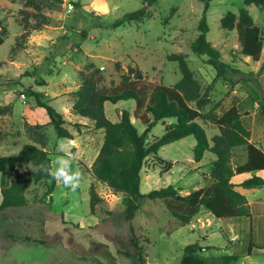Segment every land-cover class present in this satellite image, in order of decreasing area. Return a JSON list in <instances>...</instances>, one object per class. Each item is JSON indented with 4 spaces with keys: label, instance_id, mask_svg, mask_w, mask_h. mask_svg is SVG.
<instances>
[{
    "label": "rangeland",
    "instance_id": "374dc122",
    "mask_svg": "<svg viewBox=\"0 0 264 264\" xmlns=\"http://www.w3.org/2000/svg\"><path fill=\"white\" fill-rule=\"evenodd\" d=\"M35 1L42 7L41 12L29 0H0V20L6 29L0 28L4 39L0 45V132L6 135L1 153L16 157L27 144L45 143L52 161L57 155L74 156L73 170L78 168L82 179L74 192L56 182L52 195H48L45 183L31 184L27 206L0 212V264H143L141 255L145 264H179L185 247L192 243L212 248L201 253L204 257L236 254L242 257L233 264H264V252L247 255L249 243L237 230L230 247L228 234L204 208L188 226L179 227L163 201L146 199L129 219L124 195L114 193L91 175L104 131L96 130L93 122L73 110L76 100L72 93L80 89L81 74L87 73L89 66L101 70L102 84L107 88L120 84L129 69L136 66L148 81L174 86L182 78L178 63L168 60L174 53L187 57L203 93L211 100L203 113L214 108L221 115L234 102L239 105L243 97L252 100L251 109H259L258 90L255 97L241 84L231 87L217 79L208 58L191 51L203 13L201 0H160L149 8L143 21L116 29L113 25L118 19L142 8L141 0H64L60 5ZM244 7V0L212 1L208 40L225 62L245 72H258L264 64V48L259 61L245 57L237 32L221 27L226 13L238 14ZM246 8L264 30V9L254 5ZM261 80L264 85V72ZM31 92L42 93V101L63 115L73 140L58 137ZM135 108L133 100L105 106L107 117L115 123L123 111H128L142 134L146 126L134 116ZM173 122H159L148 134L149 142L152 136L164 135ZM199 122L205 125L210 140L220 134L211 123ZM252 124L264 137V126L256 116ZM61 142L64 150L58 152ZM195 146L196 139L188 136L149 156L141 172V192L147 194L172 185L181 195H187L211 184L216 156L207 152L202 161L196 162ZM160 159L174 163L170 172L162 174ZM245 160V149H236L233 165ZM31 168L17 164L16 171H8V180L16 172L25 173ZM2 178L0 173V183ZM92 188L102 200L93 213ZM248 198L264 200V187L262 193L249 194ZM255 227L256 240L264 244V219L256 221ZM134 235L138 237V248Z\"/></svg>",
    "mask_w": 264,
    "mask_h": 264
},
{
    "label": "trees",
    "instance_id": "16d2710c",
    "mask_svg": "<svg viewBox=\"0 0 264 264\" xmlns=\"http://www.w3.org/2000/svg\"><path fill=\"white\" fill-rule=\"evenodd\" d=\"M49 1L60 5L64 0ZM141 1L142 8L122 16L115 22L113 29L143 21L148 17L149 8L156 6L160 0ZM212 1L214 0H201L203 13L198 24L199 33L190 45L191 51L197 56H206L208 64L216 71V78L231 87H236L242 82L255 86L261 95L259 110L264 116V85L261 80L264 64L258 72H245L222 59L221 52L208 40L210 31L208 12ZM29 3L39 12L42 11V7L35 0H29ZM251 5L262 10L264 0H244L245 7L238 14L228 12L222 17L221 27L227 31H236L241 54L259 61L264 48V30L256 25L246 8ZM0 28L6 31L1 20ZM3 42L4 39L0 37V45ZM168 60L178 63L182 74L181 80L174 86L148 81L138 66L130 68L121 83L110 88L103 86L101 70L93 65L88 67L87 73L81 74V87L72 93L76 100L73 110L77 115L93 122L96 130L104 131V141L91 166V175L114 193L124 195V206L129 219H133L140 210L143 200H161L173 215L176 226H188L204 208L220 223L221 230H225L230 236L231 227L236 219L241 217L252 219L264 215V203L251 205L246 195L235 189L237 185L233 182L237 175L264 170V150L251 142V130L242 123V117L249 113H241L238 102H234L221 115L217 114L214 108L203 113L211 100L203 93L202 85L190 69L187 57L181 53H174L168 56ZM117 69H120L119 65ZM31 95L35 96L39 107L46 112L49 124L53 126L58 137L73 140V134L65 128L66 121L63 115L49 102L42 101L44 96L42 93L31 92ZM129 100L136 103L134 116L146 126L142 134L132 122L128 111H123L120 121L116 123L106 115L107 103L117 104ZM167 119H173L175 122L165 128L164 135L152 136V141L149 142L148 134L151 129ZM199 120L216 126L220 134L210 140L205 125ZM188 136L196 139V146L193 148L196 162L202 161L207 152L216 156L211 174L213 182L187 195H181L180 190L172 185L143 194L141 172L145 160L151 155H157L162 147ZM5 138L6 135L0 132V145ZM45 148V143L27 144L16 157L0 153V173L3 174L0 183L2 194L0 212L27 206L26 194L31 184L45 183L48 195H52L56 182L50 175L33 171L40 163L46 165L51 163L50 153ZM239 148L245 149L246 160L234 166V151ZM160 163L163 165L162 174L170 172L174 167L171 161L160 159ZM17 164L32 168L25 173L16 172L15 176L8 180V171H16ZM240 186L246 189L264 186V178L252 176ZM101 201L95 188H92L90 203L92 213ZM137 238L134 235L133 242L138 248L140 246ZM228 243L232 244L231 241ZM210 249L212 248L199 243L189 244L185 247L179 264H233L241 258L236 254L202 256L201 253ZM255 250L260 253L264 248L256 245L251 237L247 255L251 256ZM141 261L145 264L144 255H141Z\"/></svg>",
    "mask_w": 264,
    "mask_h": 264
},
{
    "label": "crops",
    "instance_id": "0c3cea01",
    "mask_svg": "<svg viewBox=\"0 0 264 264\" xmlns=\"http://www.w3.org/2000/svg\"><path fill=\"white\" fill-rule=\"evenodd\" d=\"M241 85H242L241 87H244L245 89H250L251 93H254L255 97H257L258 94H257V92H255V89L256 90H258V89L255 86L248 84V83H244V82H242ZM252 87H254V88H252ZM258 93H259V91H258ZM247 98L243 97L242 102L238 105V108H239L241 113H246L250 109V112H248L249 115L242 117V123L244 124V126L247 129L251 130V142L264 150V137L259 136V131H256L254 129L253 124H252V122L256 116L257 120H259V122L264 126V116L262 115V113L260 112L259 109H251L250 108L252 100L249 101ZM1 152H2V150H1V145H0V153ZM2 155H4V154H2ZM4 156H6V155H4ZM252 176H260V177L264 178V170L252 172V173H248V174H240L239 176H235L233 178V182L237 185L235 187V189L237 191H239L240 193L246 195V197H247V199L251 205L258 203V202L264 203V200L262 198H257L254 201H250L248 198L249 194H256V193L260 194V193H262V187H264V186H258V187H253V188H249V189H246V188H243L242 186H240V184L243 181H245L246 179H249ZM261 218L264 219V215L255 216L252 219H248L245 217H241V218L236 219L235 224L232 225V227H231L232 234L230 236L228 235V237H229L228 241L232 242V244L228 243L229 246L230 247L233 246V244L235 242V238H234L235 234H236L235 231L237 230L238 234H240V233L243 234L246 243H249V241L251 240V237H253L254 243L256 245L264 248V244H261V243H259V241L256 240V228L257 227H255V223H256V221H258ZM263 252H264V250L260 251L261 254ZM254 253H257V251L255 250L253 252V254Z\"/></svg>",
    "mask_w": 264,
    "mask_h": 264
},
{
    "label": "clouds",
    "instance_id": "9594fccd",
    "mask_svg": "<svg viewBox=\"0 0 264 264\" xmlns=\"http://www.w3.org/2000/svg\"><path fill=\"white\" fill-rule=\"evenodd\" d=\"M63 150L64 145L61 142L58 145L57 151L63 152ZM73 162L74 156L57 155L49 165L40 163L33 171L50 175L55 182L62 184L74 192L80 186L82 173L78 168L73 170Z\"/></svg>",
    "mask_w": 264,
    "mask_h": 264
}]
</instances>
